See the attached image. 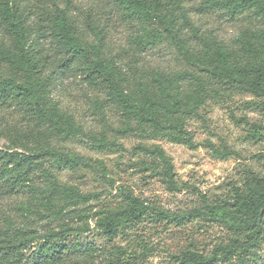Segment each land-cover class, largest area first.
<instances>
[{
  "label": "rangeland",
  "instance_id": "1",
  "mask_svg": "<svg viewBox=\"0 0 264 264\" xmlns=\"http://www.w3.org/2000/svg\"><path fill=\"white\" fill-rule=\"evenodd\" d=\"M65 1L56 3L64 7ZM71 1L70 10L87 44L96 42L88 29L89 15L98 22L95 24L108 26L104 53L115 63L127 93L140 82L156 90V74L175 77L182 73L208 79L209 87L219 93L200 104L190 100L183 107L182 122L196 148L153 136L136 120L130 121L131 130L127 131L126 117L111 104L102 85L87 82L86 72L76 71L59 80L51 93L52 100L83 129L82 135L63 141L43 139L35 131V118L25 110L18 106L0 108V148L37 153L52 147L82 157L92 168L63 167L58 172L60 181L77 187L83 194L95 195L90 203L68 209L59 220H39L32 215H26L27 219L17 210L20 199L0 196V230L6 229L4 215L10 214L17 225L43 233L46 227H55L82 211L96 214L120 205L126 189L154 209L142 222L127 224L113 238H107L95 228L93 220L89 233L73 235L50 249L44 247L47 241L39 240L35 249H40L42 258L33 254V249L26 264H179L187 252L211 255L216 245L227 244L236 237L225 222V217H229L227 207L233 210L236 192L243 193L250 182L264 179V90L255 87L250 91L239 83L217 81L202 71L201 64H191L168 34V39L155 48H137L131 40L142 33L141 23H123L122 15L113 20H107L106 15L97 16L101 0ZM202 2L192 0L187 4L197 32L182 20L175 24L181 31L182 45L191 54H206L207 63L216 46L231 48L247 64L250 59L238 38L246 31L264 28V19L251 13L232 19L223 10L206 13L199 7ZM255 65L258 68L262 62L255 61ZM99 102H103V108ZM98 139L109 144L102 146ZM140 146H158L165 151L174 166L176 188L165 182L160 161L143 153ZM198 210L207 215L200 216ZM243 238L254 245L245 264H264V219L259 234H245Z\"/></svg>",
  "mask_w": 264,
  "mask_h": 264
},
{
  "label": "trees",
  "instance_id": "2",
  "mask_svg": "<svg viewBox=\"0 0 264 264\" xmlns=\"http://www.w3.org/2000/svg\"><path fill=\"white\" fill-rule=\"evenodd\" d=\"M47 1L0 0V108L18 106L25 110L35 118V131L43 139L63 141L82 135L83 129L52 100L51 93L59 80L76 71L86 72L87 82L102 85L111 104L126 117L127 131L131 130L130 121L136 120L139 127L153 136L196 148L192 135L184 128L182 110L190 100L200 104L219 93L209 87L208 79L194 73L175 77L156 74L153 76L156 90L140 82L134 91L127 93L115 63L104 53L110 33L108 26L95 24L98 22L89 15L88 29L96 38V42L89 45L82 39L77 18L70 10L72 1L66 0L64 7H60L56 0ZM191 1L101 0L96 15H106L107 20L122 15L123 23H141L142 33L131 40L137 48H155L168 39V34L191 64H201L202 71L217 81L239 83L250 91L255 87L264 90V28L246 31L238 38L251 60L247 64L240 61L231 48L219 45L207 63L206 54H191L182 45L181 31L175 28L176 22L182 20L184 25L197 32L187 7ZM199 7L206 13L223 10L232 19H239L245 13L264 19V0H204ZM255 61H261L262 65L257 68ZM98 106L103 108V102ZM97 142L102 146L109 144L105 139ZM113 145L117 146L116 143ZM139 149L160 161L165 182L176 188L174 166L165 151L158 146H140ZM81 166L92 168L84 158L68 155L57 148L48 147L37 153L0 148V196L20 199L17 210L27 219L26 215H32L39 220H59L68 209L88 204L95 198L94 194H83L77 187L60 181L58 172L63 167ZM249 186L243 193L236 192L231 206L233 210L227 207L229 217H225V222L236 232V237L227 244L216 245L209 256L187 252L181 256L179 264L246 263L254 245L253 241H244L243 235H257L261 230L264 179L250 182ZM122 197V203L116 207L96 214L82 211L55 227H46L43 233L17 225L13 216L5 214L6 229L0 230V264H26L33 249V254L42 258L40 249H35L39 240L47 241L44 247L50 249L73 235L89 233L93 220L95 228L105 237L113 238L120 228L142 222L154 210L126 189L122 191ZM197 212L200 216L207 215L202 210Z\"/></svg>",
  "mask_w": 264,
  "mask_h": 264
}]
</instances>
